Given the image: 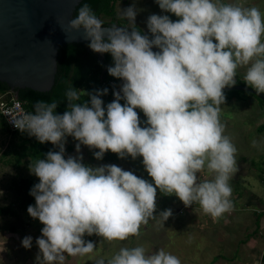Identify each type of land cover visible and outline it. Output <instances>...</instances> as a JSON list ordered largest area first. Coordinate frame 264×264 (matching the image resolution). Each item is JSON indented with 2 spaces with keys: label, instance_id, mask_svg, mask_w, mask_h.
Here are the masks:
<instances>
[{
  "label": "clouds",
  "instance_id": "clouds-1",
  "mask_svg": "<svg viewBox=\"0 0 264 264\" xmlns=\"http://www.w3.org/2000/svg\"><path fill=\"white\" fill-rule=\"evenodd\" d=\"M163 13L147 17V32L136 26L141 11L134 2L120 9L119 23L105 26L87 4L65 25L66 38L82 33L94 53L109 54L110 76L122 81L105 105L108 88L85 92L72 85L65 92L67 110L58 103L38 102L31 113L11 122L41 144L51 143L45 158L29 165L38 177L29 194L31 218L43 225L35 240L36 264H64L68 256H85L96 249L84 237L106 241L138 237L150 219L167 221L171 209L154 215L157 190L175 195L185 205L198 204L214 220L234 210L230 185L237 170V148L225 135L221 106L225 89L237 83V69L246 67L244 82L264 93V15L256 6L223 0H155ZM154 49H157L154 51ZM81 93L89 97L81 101ZM124 101L122 104L121 101ZM139 109L146 121H141ZM142 123L144 126H142ZM67 137L94 151L102 160L111 151L120 159L142 157L151 181L115 164L90 166L83 155L65 158ZM257 140L252 147H259ZM205 170L212 179H201ZM33 238L21 241L25 249ZM96 264H181L161 248L148 254L143 246L121 247L107 262Z\"/></svg>",
  "mask_w": 264,
  "mask_h": 264
},
{
  "label": "rangeland",
  "instance_id": "rangeland-1",
  "mask_svg": "<svg viewBox=\"0 0 264 264\" xmlns=\"http://www.w3.org/2000/svg\"><path fill=\"white\" fill-rule=\"evenodd\" d=\"M134 2L137 8L141 9L136 17V24L140 25L146 32V20L151 14H167L173 21L178 19L171 13H163L155 3V0H119L115 6L117 14L119 15L120 9L127 8ZM223 2L227 3V0H223ZM258 4L257 7L260 9L262 15H264V0H258ZM102 18L105 20L109 19L108 17ZM243 83L245 82L243 81ZM137 112H139L142 117H145L139 109H137ZM225 135L230 136V133L225 132ZM12 138L13 136L5 130V123L0 115V149L4 150L7 146L9 147L4 156L0 158V170L2 169V173L0 174V189H2L0 192V207L9 206L11 204L10 208L18 212L16 216L0 212V264H36L35 258L39 252V248L35 240L37 237L41 236L43 225L38 219L34 220L31 218L27 209L21 210L18 207L19 205L15 200L16 192L13 189V182L21 177H29L33 180L34 184H36L39 183V179L30 173L24 161H21V165L18 166L19 155L16 145L12 142ZM89 152L91 151L89 150ZM66 154L67 156L73 155L69 152H66ZM88 158L93 159L94 162L83 160V163L86 165H104L100 160H95L91 153H89ZM118 160L120 161L118 162L119 164L122 163V165L125 166L124 170L132 171L138 177L152 182L151 177L148 176L143 167L142 157H138L136 160H132L131 157L126 159L118 158ZM3 165H7L4 167V170ZM197 175L198 177L201 175V179H209L203 178V173H198ZM156 203L157 209L154 215L158 216L161 211L166 209L172 210L173 215L167 221L164 222L162 217L150 219L146 225L141 226L140 235L138 237H129L125 241L109 242L101 237L92 235L89 240L94 242L96 246L94 252L85 256L76 257L65 254L64 264H96L98 259H104L107 262L121 247L135 246H143L148 254L163 248L177 256L181 260V264H209L208 260L211 256L207 255L217 250L216 246H214L213 249L208 247L203 237L207 239L211 233L205 229V226H202L203 224L201 225V223L198 224L196 221H193L192 213L190 214V212L197 210L196 213L199 214L202 223L206 222L207 218L211 217L205 214L206 218L198 204H193L190 210H184V204L178 197L175 195H165L160 193L159 190H157ZM30 205L34 206L35 200ZM180 209H182V214L178 213ZM236 218L240 219L239 216H236ZM211 221L212 220H210V222ZM210 224L213 225L214 223L211 222ZM11 227L13 228L11 229ZM211 229L213 230L212 234L217 237L216 239L221 244V240L218 239V237H220L218 230L213 227H211ZM26 236H31L33 238L32 247L30 249H25L21 243ZM89 240L85 239V241ZM226 258H228V256H226ZM226 260L230 259L228 258Z\"/></svg>",
  "mask_w": 264,
  "mask_h": 264
},
{
  "label": "crops",
  "instance_id": "crops-1",
  "mask_svg": "<svg viewBox=\"0 0 264 264\" xmlns=\"http://www.w3.org/2000/svg\"><path fill=\"white\" fill-rule=\"evenodd\" d=\"M237 2H242L248 7L259 5L258 0H227V3ZM138 26L143 32H146L140 25ZM246 70V67L237 69V84H240L239 81H244ZM140 119L142 122L146 121V117L141 115ZM220 119L225 125V132L230 133L229 137L237 148V170L232 174L230 180V185L233 188L231 199L234 210L225 213L216 220L210 215L211 218H207L204 213L207 220L203 223L200 221L199 214L196 213L197 210L190 214L192 213L193 221L203 224L202 226H205V229L211 233L207 239L203 237L208 247L213 249L216 246L217 250L213 253L208 255L205 253L207 256H211L208 260L209 264H264V103H261L255 95L239 90L233 95H226V103L221 106ZM142 126H144L143 123ZM254 139L260 142L259 147H252ZM76 143L78 142L73 137H67L66 152L72 153V156L82 154L83 160L94 162L88 156L89 153L93 155V152L98 149L89 152L87 146L81 145V153L78 154L75 150ZM3 151L0 149V158ZM66 156L65 153V158ZM107 157L108 152L100 161L103 164H115L122 169L125 168L122 163H118L120 162L118 156L117 160L113 162L107 160ZM5 166L7 165H3V170ZM1 171L2 169L0 174ZM203 174V178H213L212 174L206 170ZM236 216H239L240 219H237ZM210 220L214 223L213 225L210 224ZM211 227L218 230L220 236L218 239L221 240V244L212 234ZM226 256L230 260H226L228 259Z\"/></svg>",
  "mask_w": 264,
  "mask_h": 264
},
{
  "label": "water",
  "instance_id": "water-1",
  "mask_svg": "<svg viewBox=\"0 0 264 264\" xmlns=\"http://www.w3.org/2000/svg\"><path fill=\"white\" fill-rule=\"evenodd\" d=\"M79 2L0 0V82L8 86L14 98L18 97V90L24 88L50 90L61 45L86 42L82 33L74 32L66 38L57 23L63 20L66 25ZM99 57L103 59L104 54ZM121 84L119 80L115 90H119ZM231 90L247 91L264 101V93L257 94L248 85L236 84L224 91Z\"/></svg>",
  "mask_w": 264,
  "mask_h": 264
},
{
  "label": "trees",
  "instance_id": "trees-1",
  "mask_svg": "<svg viewBox=\"0 0 264 264\" xmlns=\"http://www.w3.org/2000/svg\"><path fill=\"white\" fill-rule=\"evenodd\" d=\"M119 0H80L76 6L73 16L78 11V8L83 4L91 7L96 15L104 22V25H112L113 23L127 26V21L119 18L116 12V3ZM102 17H108V20ZM139 29L140 27L136 25ZM112 63L111 56L104 54L103 59H100L97 53H94L87 46V42L82 43H69L61 45L58 55L57 72L54 79V84L48 91H35L29 88L18 90V97L23 102L25 110L31 113L34 111V106L38 102L58 103L56 109L57 114H62L67 110V100L65 99V92L72 85L74 88L91 92L94 89L108 88V94L101 97L107 105L114 99L112 92L116 89L119 80L110 76L107 72V66ZM113 82L111 84L110 82ZM240 84H244L239 81ZM247 85V84H245ZM239 90L225 91V95H233L238 93ZM14 97L5 83L0 82V99L10 101ZM89 100V97L81 93V101ZM261 103L263 100L259 99ZM123 104L124 101L122 100ZM1 115V114H0ZM2 117V116H1ZM5 123V122H4ZM5 130L10 133L12 142L17 147L19 161L18 166L24 161L25 166L29 168L30 164H34L36 160L45 158V154L49 150H58L51 143L41 144L35 137L29 136L27 132L20 130L10 131L5 124ZM8 146L4 149L3 155L8 150ZM107 160L113 162L117 160V155L108 152ZM32 177V176H30ZM34 186V182L29 177H21L13 182V189L16 192V201L21 210H26L27 207L35 200L29 192ZM9 206L0 207L1 213L16 215L18 212L11 209ZM13 227H11L12 229ZM92 236L85 235V239L89 240Z\"/></svg>",
  "mask_w": 264,
  "mask_h": 264
},
{
  "label": "built area",
  "instance_id": "built-area-1",
  "mask_svg": "<svg viewBox=\"0 0 264 264\" xmlns=\"http://www.w3.org/2000/svg\"><path fill=\"white\" fill-rule=\"evenodd\" d=\"M113 84V82H110ZM22 113H29L27 110H25L23 102L20 101L17 98L12 97L10 101H5L0 99V114L8 127L10 131H16L19 130L17 129L14 124L11 122V117L15 119L16 116L22 114ZM191 207H185L184 205V210H189ZM182 209L178 213H181ZM182 214V213H181Z\"/></svg>",
  "mask_w": 264,
  "mask_h": 264
},
{
  "label": "flooded vegetation",
  "instance_id": "flooded-vegetation-1",
  "mask_svg": "<svg viewBox=\"0 0 264 264\" xmlns=\"http://www.w3.org/2000/svg\"><path fill=\"white\" fill-rule=\"evenodd\" d=\"M98 54V56H99V53H97ZM237 84V83H236Z\"/></svg>",
  "mask_w": 264,
  "mask_h": 264
}]
</instances>
